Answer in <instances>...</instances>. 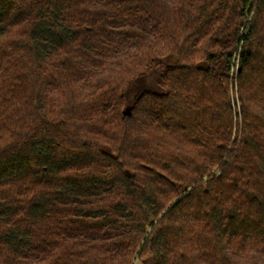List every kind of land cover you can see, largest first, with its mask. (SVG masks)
Returning <instances> with one entry per match:
<instances>
[{"label":"trees","instance_id":"16d2710c","mask_svg":"<svg viewBox=\"0 0 264 264\" xmlns=\"http://www.w3.org/2000/svg\"><path fill=\"white\" fill-rule=\"evenodd\" d=\"M136 261L264 264V0H0V264Z\"/></svg>","mask_w":264,"mask_h":264},{"label":"rangeland","instance_id":"374dc122","mask_svg":"<svg viewBox=\"0 0 264 264\" xmlns=\"http://www.w3.org/2000/svg\"><path fill=\"white\" fill-rule=\"evenodd\" d=\"M155 76L156 74L154 72L148 74L141 80H138L135 82L134 86L130 88L128 91V96L130 99H133V97L139 93L142 89H147V88H156L155 84ZM230 96L232 100H234V110L236 113H238V118H239V113H240V100H239V95L236 93V90H232V87L230 86ZM236 117V116H235ZM237 121V117H236ZM239 122V121H238ZM240 124V123H238ZM236 130V129H235ZM235 135V131H234ZM135 264H140L139 261H136Z\"/></svg>","mask_w":264,"mask_h":264},{"label":"water","instance_id":"95a60500","mask_svg":"<svg viewBox=\"0 0 264 264\" xmlns=\"http://www.w3.org/2000/svg\"><path fill=\"white\" fill-rule=\"evenodd\" d=\"M125 113H127V114L130 113V108L129 107L126 109Z\"/></svg>","mask_w":264,"mask_h":264}]
</instances>
